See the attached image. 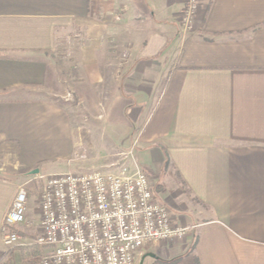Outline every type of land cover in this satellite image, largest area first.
<instances>
[{
  "label": "crops",
  "instance_id": "1",
  "mask_svg": "<svg viewBox=\"0 0 264 264\" xmlns=\"http://www.w3.org/2000/svg\"><path fill=\"white\" fill-rule=\"evenodd\" d=\"M184 5L0 0V226L28 172L70 167L103 133L118 157L110 166L131 151L158 176L155 200L177 213L172 223L195 226L146 245L143 264H264V0H199L183 39ZM58 38L83 41L65 77L90 94L105 85L103 115L93 107L72 125L54 100Z\"/></svg>",
  "mask_w": 264,
  "mask_h": 264
},
{
  "label": "built area",
  "instance_id": "2",
  "mask_svg": "<svg viewBox=\"0 0 264 264\" xmlns=\"http://www.w3.org/2000/svg\"><path fill=\"white\" fill-rule=\"evenodd\" d=\"M184 2L179 16L183 39L194 30L199 0ZM35 180L41 181L39 223L25 218L27 192L21 184L0 226L6 251L18 246L42 249L35 261L23 264H135L146 245L181 239L195 228L172 223L167 207L155 200V184L136 165L134 171L125 166L116 172L69 169Z\"/></svg>",
  "mask_w": 264,
  "mask_h": 264
},
{
  "label": "rangeland",
  "instance_id": "3",
  "mask_svg": "<svg viewBox=\"0 0 264 264\" xmlns=\"http://www.w3.org/2000/svg\"><path fill=\"white\" fill-rule=\"evenodd\" d=\"M75 51L71 48H66L63 52H58V55H56V61L60 65L61 72L59 74V83L57 90H54L56 93L60 92L63 97L56 96L54 97V100L58 102L60 105L66 108L68 115L70 117V121L73 123L76 120L85 121L93 115V107H96L97 110L101 111V114L103 115V112L105 110L106 102L109 99L110 94L106 92L105 85L102 86L100 89H96V92L94 94H90L86 90L82 89L81 86H79L76 82H72L70 79L72 77L73 72H76V69H74L72 66H74L75 62ZM65 67V68H64ZM64 68V70H63ZM66 72H72L71 77L66 78ZM66 81V82H65ZM81 89V91H80ZM60 95V94H59ZM96 105V106H95ZM75 113V116H74ZM100 114V115H101ZM76 119V120H75ZM94 138L96 143H99L97 147L94 149H86L85 146H80L76 150L79 153L84 152L86 154V158L83 160L75 161L72 165L67 166V163L63 161H59L58 164L51 165L49 162L46 164V166L40 165L38 172L39 174H47V173H61L66 172L67 170L72 171H78V172H116L118 171L122 166H125L127 169L130 170L134 168V164L139 167L140 169L144 170L142 161L138 159L136 155L129 156L127 154H122L123 157H120V162H117V164L111 165L110 163L115 162L116 158L118 157H110L109 155L112 154V150L107 148L106 145L101 144V142H105V134H94ZM116 151V150H115ZM75 164L77 165L76 168L74 167ZM145 171V170H144ZM146 172V171H145ZM147 173V172H146ZM149 179L155 184L156 181H158V176H155L154 173H147ZM31 179V181L24 187L27 192V199L25 202V218L27 221H30L33 223V225H37L40 221V212L38 207V193L41 185V181H37L34 179L35 175H28L26 178ZM167 209L169 212H172L174 214H177L176 212H173L171 208H169V205L167 204ZM178 216L181 217V220L186 223L188 217L190 219V213L186 212L184 214H178ZM33 231L35 230L32 229ZM23 235V234H22ZM27 236V235H26ZM38 250V249H37ZM41 251L42 249L39 248ZM143 250V249H142ZM141 251V250H140ZM141 256L136 260L135 264H139L142 260ZM2 259L8 264H23V263H29L26 261H23L21 259V249L20 246L14 247L11 250V253L6 254L3 253ZM9 260V261H8ZM34 259L33 261H35ZM32 262V261H31ZM30 262V263H31ZM6 263V264H7Z\"/></svg>",
  "mask_w": 264,
  "mask_h": 264
},
{
  "label": "trees",
  "instance_id": "4",
  "mask_svg": "<svg viewBox=\"0 0 264 264\" xmlns=\"http://www.w3.org/2000/svg\"><path fill=\"white\" fill-rule=\"evenodd\" d=\"M81 42L83 43V41H81L78 38H75V39L72 38V39H69L67 41L64 38H61V39L58 38L56 40L55 54L58 55V52H63L66 48L74 49V51L76 53L78 51V48H79ZM167 170H171V168L168 165V163H165L164 164V171L166 172ZM155 191H156V186L154 188V192ZM13 230L21 232L17 228H14ZM20 249H21V259H23V261H26V262H31L34 259H37L38 255L40 253L39 247H36V246L20 247ZM5 253L6 254L11 253V250L6 251ZM6 263L7 262L4 263L3 259L0 260V264H6Z\"/></svg>",
  "mask_w": 264,
  "mask_h": 264
},
{
  "label": "water",
  "instance_id": "5",
  "mask_svg": "<svg viewBox=\"0 0 264 264\" xmlns=\"http://www.w3.org/2000/svg\"><path fill=\"white\" fill-rule=\"evenodd\" d=\"M37 174H38V169H36V168L34 170H31L30 172H28V175H37ZM144 257H142V260L140 261L139 264H143Z\"/></svg>",
  "mask_w": 264,
  "mask_h": 264
}]
</instances>
